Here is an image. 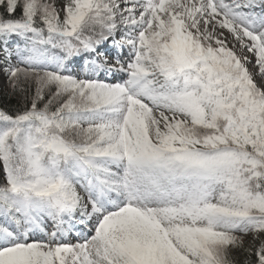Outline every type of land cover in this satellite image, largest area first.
<instances>
[{
    "label": "snow or ice",
    "instance_id": "1",
    "mask_svg": "<svg viewBox=\"0 0 264 264\" xmlns=\"http://www.w3.org/2000/svg\"><path fill=\"white\" fill-rule=\"evenodd\" d=\"M0 71V264H264V0H0Z\"/></svg>",
    "mask_w": 264,
    "mask_h": 264
},
{
    "label": "trees",
    "instance_id": "2",
    "mask_svg": "<svg viewBox=\"0 0 264 264\" xmlns=\"http://www.w3.org/2000/svg\"><path fill=\"white\" fill-rule=\"evenodd\" d=\"M30 100L31 98H29L28 94H21L10 89H2L0 87V107L5 108L9 112L15 113L16 111L23 110L25 107L30 106ZM0 175H2V170H0ZM251 239L252 237L250 236L249 240L245 242V247L248 246V242L251 241ZM233 256L237 260L242 261L245 259L242 250H234Z\"/></svg>",
    "mask_w": 264,
    "mask_h": 264
},
{
    "label": "rangeland",
    "instance_id": "3",
    "mask_svg": "<svg viewBox=\"0 0 264 264\" xmlns=\"http://www.w3.org/2000/svg\"><path fill=\"white\" fill-rule=\"evenodd\" d=\"M110 62H113L112 60H111V57H110ZM0 87L2 88V89H10V90H12V88L10 87V85H9V83H8V78H7V76L4 74V72L3 71H0ZM28 95H29V98H31V89H29V92L27 93ZM77 236V235H76ZM78 237V236H77ZM249 238H250V236H246V237H243V239L245 240V242L246 241H248L249 240ZM70 241L71 242H77V239H72L71 237H70Z\"/></svg>",
    "mask_w": 264,
    "mask_h": 264
},
{
    "label": "bare ground",
    "instance_id": "4",
    "mask_svg": "<svg viewBox=\"0 0 264 264\" xmlns=\"http://www.w3.org/2000/svg\"><path fill=\"white\" fill-rule=\"evenodd\" d=\"M225 35L228 37V40H229V47H232V37H231V35L229 34V33H227V31H225Z\"/></svg>",
    "mask_w": 264,
    "mask_h": 264
}]
</instances>
